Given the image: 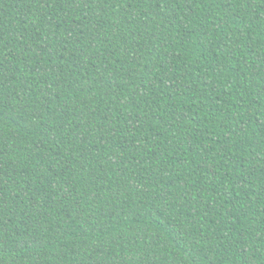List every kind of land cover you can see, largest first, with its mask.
Returning a JSON list of instances; mask_svg holds the SVG:
<instances>
[{
  "label": "trees",
  "instance_id": "trees-1",
  "mask_svg": "<svg viewBox=\"0 0 264 264\" xmlns=\"http://www.w3.org/2000/svg\"><path fill=\"white\" fill-rule=\"evenodd\" d=\"M0 264H264V0H0Z\"/></svg>",
  "mask_w": 264,
  "mask_h": 264
}]
</instances>
